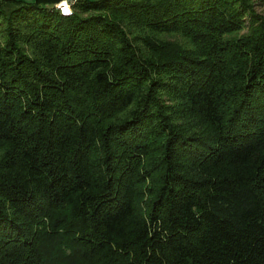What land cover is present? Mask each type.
<instances>
[{
    "label": "trees",
    "instance_id": "16d2710c",
    "mask_svg": "<svg viewBox=\"0 0 264 264\" xmlns=\"http://www.w3.org/2000/svg\"><path fill=\"white\" fill-rule=\"evenodd\" d=\"M60 1L0 0V264H264V0Z\"/></svg>",
    "mask_w": 264,
    "mask_h": 264
},
{
    "label": "built area",
    "instance_id": "2783aa9c",
    "mask_svg": "<svg viewBox=\"0 0 264 264\" xmlns=\"http://www.w3.org/2000/svg\"><path fill=\"white\" fill-rule=\"evenodd\" d=\"M55 6L59 9L62 15H69L71 13L70 5L67 2L62 1L59 4H56Z\"/></svg>",
    "mask_w": 264,
    "mask_h": 264
},
{
    "label": "rangeland",
    "instance_id": "374dc122",
    "mask_svg": "<svg viewBox=\"0 0 264 264\" xmlns=\"http://www.w3.org/2000/svg\"><path fill=\"white\" fill-rule=\"evenodd\" d=\"M62 1L69 3L70 8H71V2H73L74 0H61L60 2H62ZM60 2H58L57 4H59ZM257 9H258L259 11H262V8H261V7H258Z\"/></svg>",
    "mask_w": 264,
    "mask_h": 264
}]
</instances>
